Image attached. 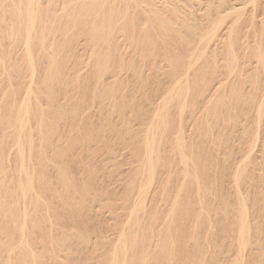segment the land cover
<instances>
[{
    "label": "rangeland",
    "instance_id": "374dc122",
    "mask_svg": "<svg viewBox=\"0 0 264 264\" xmlns=\"http://www.w3.org/2000/svg\"><path fill=\"white\" fill-rule=\"evenodd\" d=\"M127 1L129 38L117 23L108 46L112 47V68L102 77V81L115 80V84L97 86L102 95L94 99L91 90L96 89L95 85L86 84L80 94L68 86L55 104L49 93L39 92V100L32 104L35 109L30 110L36 119L31 157L25 148L22 161L12 143L7 149L0 146L2 166L8 172V177L1 180L4 184L12 185L22 175L19 160L29 165L30 174L36 178L34 195L17 205L14 198L5 195L15 194L16 190L0 188L9 213L14 211L22 218L23 209L30 203L26 218L18 222H26L22 233L16 232V222L0 224V264H107L106 256L114 250L122 229L124 237L135 229L146 230L149 224L161 236L147 235L142 246L148 251L145 264H235L239 260L237 264H264V65L255 49L264 40V0ZM46 2L41 0L43 10L56 9L55 4H50L52 9ZM66 4L58 2L59 15L55 18L54 14L48 19L43 15V22L50 27L45 42L55 45L57 55L73 52L70 66L85 75L95 67L93 52L98 50L90 43L93 38L87 39L85 28L71 24L77 19L63 14L68 13ZM63 7L65 11L60 13ZM143 12L152 20L158 42L170 48L146 56L140 46L147 25ZM162 21L167 22L168 32L161 26ZM14 23L0 24V33L13 25L12 38L0 34V50L12 54V60L7 59L10 65L20 66L14 44L22 30ZM16 34L19 36L15 38ZM205 36H209V42L199 44ZM38 42L32 50L40 56ZM151 43L150 47L158 45L156 39L155 44ZM196 48L205 51L203 57ZM229 52L237 62L232 73L226 68ZM175 53L182 57L181 63L197 64L175 72L170 62ZM116 61L122 64L119 72ZM5 72L0 70V114L7 113L13 95L21 101L27 87L21 77ZM168 96L174 97L167 103ZM181 99L185 107L182 116L174 105ZM213 103L218 105L215 116L211 113ZM256 107H261V114ZM162 108L169 110L170 126L160 145L157 175L141 199L139 186L148 183L147 174L139 173L140 158L146 155L144 131L153 119V111ZM54 113L59 114L56 119ZM178 116L184 122L186 156L192 162L187 168L180 162L181 154L172 147ZM38 125L53 128L54 148L49 149L53 142L47 139L50 133L38 129ZM20 141L27 142L24 134ZM42 187L47 193L41 192ZM40 193L42 202L36 205L33 200ZM241 204L246 210L248 230L239 233L236 225L243 211ZM168 225L173 231L169 240L165 235ZM22 234V241H27V247L23 246L29 247L34 257L22 249L12 251ZM167 240L179 249L166 261L158 248ZM241 243L246 244L243 250ZM125 249L126 257L137 250L130 244Z\"/></svg>",
    "mask_w": 264,
    "mask_h": 264
},
{
    "label": "bare ground",
    "instance_id": "6f19581e",
    "mask_svg": "<svg viewBox=\"0 0 264 264\" xmlns=\"http://www.w3.org/2000/svg\"><path fill=\"white\" fill-rule=\"evenodd\" d=\"M46 1H47L46 3L48 4L47 7L50 6V4H52V6L55 4L56 9L53 11H49L48 9L43 10V7L41 6V0H0V22H2L3 24L6 21H9L11 24H13L15 22L19 27L18 28L19 31H20V29L22 30V34L20 35V37L17 40L18 42L14 44L15 58H16V60H18V59L21 60L20 66L10 65L8 63L7 59L9 57L12 60V54L11 53L10 54H4V52L0 50V70L2 69V70H5L6 72L13 73V77H21L23 82L26 83L25 86H27L24 90L25 97L23 99H21V101H18L16 98V95H13V97H11L8 100V104H9L8 107L9 108L7 110V113L0 114V136H1L0 146H3L2 148L7 149V147H8L7 145L9 143H12L13 144L12 146H16V147H14V148H16L15 155L17 156V154H18L20 159L24 158L22 155H24V149L25 148L28 152V157H31L32 151L34 149L35 144L32 141V138H33V134L36 130V128L34 127V123L36 122V119L34 117L35 113L32 114V111H30V110H31V108L35 109V107L32 106V104H33V102H35V101L37 102L39 100V96H40L39 92H43V90H45V92L49 93L50 99H52L54 101V104H55L56 100L59 97H62V95L64 96V94H65L64 91H65V89L67 90L68 86L70 89H73V90L76 89V90L80 91L79 92V94H80V93L85 91L84 87L86 84H91V85L96 86V89H94V91L91 90V94L93 96V99L99 98V96L102 95V92L99 91V89H97V86L104 88V86L109 85V83L115 84V80H113L111 82L102 81V79H103L102 77L106 74V72H109L112 68L110 66V62H109V59H110L109 58V54H110L109 50H112V47L110 48L108 46L110 43H112L113 32L115 31V29H114L115 25L117 23L121 24V26H123V28H124L123 31L128 36V38H129V31L131 29V28H129L130 25H129V19H128L129 11H128V1L127 0H62L65 2V4L67 3L66 4V10H67L66 12H68V13L64 12L65 11L64 7L61 9L62 12H60V13L64 12L63 14L67 15L66 18L70 15V17L77 19V21L71 23L72 25H75V27L74 26L73 27L77 28L76 26H81V28H85L86 29L85 34L87 36V39L91 40L93 38L92 41L90 42L92 44V46L94 48H96L98 50V52H99V50H103L106 53V54L100 55L101 52L99 54L97 51L93 52L95 55L94 56L95 61L93 62L95 67H92L90 72L88 71L87 74H85V75L80 74V73L75 72L72 69V67L70 66V62H71V59L73 57L72 56L73 52L68 50L61 55H57L54 52L55 45L52 42L51 43L45 42L46 39L49 38V37L46 38V36L49 34L50 27L43 22V15H46L45 18H47L48 15L51 17V15L54 14V18H55L56 14L59 15V12L58 13L56 12V11H58V8H57L58 2L62 6L65 5V4H63V2L61 0H46ZM52 6H50V7L52 8ZM59 7H61V6H59ZM135 9H137V8H135ZM142 17L145 18L144 21L147 23V25H146L145 29L142 31L143 34L140 37L142 39L140 46H141V49H144L146 56L149 55L150 53H152V51L161 53L163 50L170 48L171 45L168 46L166 44H161L158 42V40L156 38L155 26H154L152 20L150 18H148L144 12L142 13ZM45 18H44V20H45ZM68 19H69V17H68ZM50 20H51V18H50ZM132 22H133V19H132ZM2 23H0V24H2ZM260 23L262 24L263 22H260ZM48 24H49V22H48ZM161 26L163 27V29L165 31L168 32L169 28H168L167 22L162 21ZM12 29H13V25H12V28H10V30L7 28H4L3 31L1 30L2 31L1 33H5L6 36L9 37V39H10V37L12 38V33H13ZM263 33H264V29H263ZM19 34L18 35L16 34L15 38L17 36H19ZM231 34H232V31H231ZM153 37L156 39V42L158 43V45H155V47H150L153 45L151 42H154V44H155V39ZM7 40H8V38H7ZM73 40H74V38H73ZM204 40H208L207 42H209V36H205V37L200 38L199 44L202 43ZM210 40H211V38H210ZM36 41L41 42V46H40L41 48H39L40 50L37 49L40 56L35 55L33 50H32V47ZM199 44L197 45V47L199 46ZM207 45H209V43ZM255 49L258 50V52H257L258 58L257 59L260 62L262 61L261 63L264 65V62H263L264 60L262 57L264 54L263 53L261 54V52H263V50H264V40L263 39L261 42H259L258 45H256ZM228 50H232V49H228ZM196 52L197 53L200 52L199 53L200 55L202 54V52L205 53L204 50L200 51L199 49H197ZM232 54H233V52H232ZM168 55H170V54H168ZM173 56H174V59H173V61L170 60V62L175 67L174 68L175 72L179 71L181 67H182V70H183V67L184 68H188V67L192 68L193 64L196 63V62L195 63L191 62L189 65H185L184 63H181L180 60L182 59V57L180 55H177L175 53ZM233 57H235V56H232L231 52H229L227 54L228 62H227L226 68L229 71V73H232L234 71L233 66L237 64V62L234 60ZM259 61H257V63ZM235 62H236V64H235ZM260 62H259V64H260ZM116 64L118 65L116 67V71L119 72L122 64L120 61H116ZM235 67H237V66H235ZM230 75H232V74H230ZM115 76L116 75H112V77L114 79H115ZM182 77H185V76H182ZM185 79H187V77ZM25 86H23L22 89ZM109 91H111V89H109ZM215 92H217V90ZM186 94L188 95V93H186ZM178 95H180V94H178ZM178 95H176V96L178 97ZM237 96L240 97L239 94ZM173 97L174 96H168L166 99V102L168 103V101H171V99ZM186 98H184V100H186ZM179 101L180 102H178L174 105L179 109L180 116H182L184 114L183 112L185 109V107L183 108V106H182L184 104L183 103L184 101H182V99ZM170 103L171 102H169V104ZM166 105L167 104H165V106ZM168 105H167V107H168ZM165 106H164V109H165ZM217 106H218L217 103H213L212 107H211V113L214 116L216 115V111L218 108ZM55 107L59 108L56 105H55ZM261 107L260 108L256 107L255 111L258 110V112H260V114H261L262 111L264 110V109L262 110ZM164 109L163 108L161 110L156 109L153 111V114H152L153 119L151 120L149 127L144 131L145 138H144L143 144H144V148L146 151V155L144 157L140 158L141 166L139 168V173L145 172L147 174L146 179H147L148 183L143 184V186H139L141 188H139L140 194H139V191H138V194H139V198H141V199L144 198V195L147 192V188L152 185V181H153L154 177L157 175L158 170L156 169V165L159 163V160H160V152H161V146L160 145L162 143L163 137L166 136L167 130L170 126V119L168 116V115H170L169 110L163 111ZM188 113L191 114V112H188ZM47 115L48 114H46V116ZM58 115L59 114L54 113L53 117L56 119L58 117ZM180 116H178V117H180ZM38 124H40V123L38 122ZM183 125H184V122L182 120V117H180L178 119V129H177V133H176V137H175V141H174L175 146H172V147L175 149L176 152H178V154H181V156H180L181 161L180 162H182V164L184 166H186V168H187V166L191 165L192 162H190L191 158L188 160L187 159L188 157L186 156V150H185L186 146L184 143V136H183ZM40 128L42 130H45L47 133H50L51 138H47V139H49V142L51 143L53 141V128L51 126H46L44 128V127L38 125V129H40ZM208 128H210V127H208ZM21 134H24L26 136L27 142L25 144H21L22 143L20 141ZM155 134H157V138H155ZM24 140H25V138H24ZM53 144H54V141L51 143V146L49 149H52L55 147V146H53ZM12 150H13V148H12ZM14 151H15V149H14ZM54 154H55V152H54ZM8 157H9V154H8ZM3 160H4V156L0 154V188H2V187L8 188V186H9V187H13L16 190L15 194L7 193L5 195L11 199L14 198L16 205L19 203V201L21 199L24 201L25 197L31 198L35 192V179L36 178H35V176H33L34 174H30L29 165L26 164L25 162L23 163L22 161H24V160H22V159H21L22 161L19 160L21 165H19L18 169H19V172L22 173V175L20 174L21 176H19L16 179L14 184L7 185V184L3 183L4 181L3 182L1 181L4 178L8 177L7 170L4 169L2 166ZM90 171H93V170L90 169ZM194 174H195V172H194ZM195 176H196V174H195ZM196 177H195V179H196ZM197 181L199 182V180H196V183H197ZM198 185L199 184L197 183L196 189L199 190ZM148 190H150V188H148ZM47 191H48L47 188L42 187L41 192L47 193ZM197 191H196V193H197ZM198 194L199 193L195 194L197 198H199V196H200V194H199V196H198ZM139 198H138V200H139ZM138 200H137V202H138ZM33 201H34V204L38 205V203H39V205H40V203L42 202V194L40 193V194L36 195V198ZM242 201L243 200L239 199L240 203H242ZM5 202L6 201L3 200L2 196H0V216L2 215L0 217V224H4V223L10 222V221L16 222L17 225L15 226V230H17L16 232H21L23 228L25 229L26 222H22V224H19L20 223L19 220H23L26 218V217H24V215H25L26 211H29L30 203L28 204L26 210L23 209L24 214H23V217L21 218L20 215L18 213L17 214L14 213V211H11V213H9L7 208H6L7 205L5 204ZM193 202H195V200H193ZM198 202H200V201L198 200ZM172 204H174V203H172ZM199 205H200V203H199ZM174 206H175V204H174ZM240 206H242V204ZM242 208H243V211L242 212L239 211L240 214H239V218L237 220L238 226L236 225L239 233L246 232L248 230V229H246V225L248 226V223L246 224L247 221H244V218H246L245 217V215H246L245 211L246 210H244L243 206L240 209H242ZM134 210H132V212ZM200 210H202V205H200ZM202 211H204V210H202ZM171 212H172V209H171ZM130 215H131V211H130L129 216ZM131 217H132V215L130 216V218ZM154 217H156L155 214H154ZM181 217L184 219V216L182 214H181ZM128 223H129V221L127 222V224ZM150 223H151V219H150ZM166 227H167V229H166L165 235H166V238L169 240V238H172L173 231L169 225ZM147 229L149 230V232L147 231ZM147 229L146 230L140 229V231L135 229L132 233H130V234L128 233L127 235H124V237H122V235L124 234L123 229H122L120 236L118 235V239L114 243V246H115L114 250L113 251L111 250L110 252H108V254L106 256L107 257V264H124L125 261H126V264H129V261H130V264H145L147 261V252L148 251L145 250L142 246H145V245H143V243L145 244V240H146L147 235L150 234V235H152V237L155 235L161 236L159 234L160 232H157V234L154 233V230H152L153 229L152 225H150V224L147 225ZM26 239H24V240H26ZM22 240H23V234H22V237L20 240L21 242L18 243L19 245L16 248L14 247L15 249H12V251L15 250V252H16V251H19V249H22L21 252H25V253L29 252V255L34 257L33 253H32L33 251L31 252L30 251L31 249L29 247L26 248L27 244L25 245V243H27V241L25 242ZM168 240L166 242H163L158 248L159 254H161V256L163 258H166V261L168 260L167 258L171 254L176 253V251L179 249V248L176 249L172 245L170 246ZM126 244H128V245L130 244V246H134L137 249L133 254H131V256H128V257H126V255H127L126 254L127 250L125 249ZM243 244H245V243H241L240 248L242 247L244 249L246 247L245 246L246 244L245 245H243ZM23 245H25L26 247H24ZM118 246H119V248L116 249V247H118ZM33 260H34V258H33ZM238 262L240 263V260L237 261L235 264H237Z\"/></svg>",
    "mask_w": 264,
    "mask_h": 264
}]
</instances>
